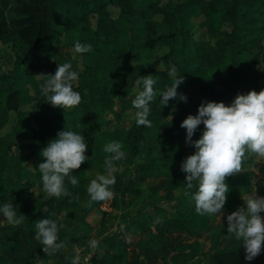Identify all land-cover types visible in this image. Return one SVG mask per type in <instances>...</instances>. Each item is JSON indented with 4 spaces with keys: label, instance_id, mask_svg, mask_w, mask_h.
<instances>
[{
    "label": "trees",
    "instance_id": "16d2710c",
    "mask_svg": "<svg viewBox=\"0 0 264 264\" xmlns=\"http://www.w3.org/2000/svg\"><path fill=\"white\" fill-rule=\"evenodd\" d=\"M110 4L118 8L115 16L108 10ZM0 9L3 10L0 41L9 43L10 50L18 53L21 62L29 63L33 82H40L42 77L38 76L36 68L39 60L36 48L39 45L49 46L51 38L62 40L73 48L76 41L92 45L91 52L78 53L80 64L74 56L66 59L72 65L71 70L78 73L77 88L82 90V102L65 113L57 108L54 114L64 121V125H54L57 133L64 128L77 132L85 136L88 144L86 156L89 159L84 163L89 173L85 174L80 169L72 172L79 184L87 187L93 175L105 173V159L110 154L104 151V147L112 141L122 143V151L130 157L132 167L149 164L137 170L138 174L165 176L159 185L140 190L133 198L139 204L135 208L128 207L124 202L134 178L126 179L120 193L114 191L111 203L115 206V201L121 199V209L128 222L133 223L137 217H144L148 211L154 220L153 228L150 224L142 227L145 238L125 242L127 246L133 244L140 248L138 264H145L148 251L159 247L169 230L179 229L192 234L204 229L207 215L201 216L195 212L193 194L197 189L187 188L186 173L181 171L180 163L188 155L185 154L181 160L174 158L175 152L181 149L182 141L187 147L194 148L186 142V129L180 125L189 114H198L203 102L231 105L227 99L229 93L237 96L251 90H262V87H258L256 72L245 83L242 80L245 72L250 71L249 63L255 60L256 49L252 48L264 39V0H182L163 6L158 0H0ZM155 14H160L161 19L157 20ZM196 14H203L200 24L206 27L208 36H215L214 42L193 35L189 21L190 16ZM92 17L95 18L94 23ZM223 22H228L230 28L220 29L219 25ZM155 45L167 48L162 57V68L148 66L147 63L154 56L152 50ZM172 64L184 77L178 93L185 95L187 102L172 99L165 107L160 102V93L169 86L167 72ZM128 72L136 73L138 80L147 75H152L156 80L154 90L157 96L149 105L151 127L137 126L136 111L127 125L121 124L124 119L122 114L143 88L142 84H137L136 90L129 91L128 84L122 81ZM0 74L4 78H0V130L7 126V130L0 131V207L12 203L17 215L26 216L24 222L18 225L23 232L28 229L36 232L35 222L39 219L55 220L59 226L57 243L63 241L68 245L64 251L59 250L48 256L35 237L28 238L25 253L14 251L1 264H35L38 256L52 259L58 264H71V258L76 254L74 244L79 237L85 241L87 235V230L81 225L86 209L79 199L89 194L87 191L85 196L77 194L66 178L65 187L69 196L49 197L41 188L35 204L32 207L26 205L25 197L33 193V182L28 175L33 171L40 174L36 162L44 161L41 151L47 145V118L51 104L46 97L41 106V128L34 121L36 105L33 100L36 95L31 88L16 86L8 80L13 75L10 70L0 69ZM112 85L115 88H110ZM189 104L195 107L194 111H186L188 106L185 105ZM107 112L113 113L112 119L106 117ZM171 114H180L183 118L169 128V143L162 145L159 142V129ZM99 117H104L105 126L99 125ZM203 131L204 125L201 124L193 140H198ZM20 140H24L31 150L28 157L15 153L13 149V145ZM239 177L238 183L231 182L229 185L230 191L223 209L229 214L238 209L242 196L254 186L250 172L243 171ZM161 187H168L174 192L172 200L151 201L147 206L142 203L146 194H152ZM116 206H119L118 203ZM62 212L67 216V230L64 227V233V229H60ZM2 216L0 213V220ZM101 222L106 230L107 216L103 210ZM225 226V223L217 226L212 236L210 248L213 264H264V251L252 261L245 259L242 239L236 249L218 247L216 242ZM14 227L5 225L0 232H6L8 228L15 231ZM96 240V248L102 253L91 256L90 264H124L126 252L122 248L123 241L119 238L118 230L106 231ZM197 247L196 240L181 242L169 256L163 257V261L165 264H195Z\"/></svg>",
    "mask_w": 264,
    "mask_h": 264
},
{
    "label": "clouds",
    "instance_id": "9594fccd",
    "mask_svg": "<svg viewBox=\"0 0 264 264\" xmlns=\"http://www.w3.org/2000/svg\"><path fill=\"white\" fill-rule=\"evenodd\" d=\"M74 50L81 54L91 52L92 45L76 41ZM71 69V63H58L54 74L38 75L47 77L41 88L42 94L53 107L63 109L64 113L82 102L81 94L74 90L73 84L79 78L78 73ZM167 76L172 83L160 93L161 104L167 107L170 100L177 98L187 102V97L178 93L184 77L178 74L174 64L170 65ZM137 84H142L143 88L132 101V106L137 110L135 122L138 127H151L148 119L149 105L157 96L154 90L156 80L152 75H147L137 80ZM201 124L204 125L202 136L193 140ZM180 126L186 129V142L196 149L181 166V171L186 173L187 188L197 189L193 194L195 212L201 216H214L223 211L227 201L230 189L226 179L242 172L246 155L264 158V89L238 94L231 105L215 101L203 102L198 108V114H189ZM122 148V143L118 141L105 145L104 151L110 154L105 159V174H98L87 188L92 201L103 202L113 197L110 187L116 182L114 173L119 171L115 162L126 158ZM87 151L85 136L65 128L58 132L56 138L49 140L41 151L44 162L38 165L43 191L49 197L70 195L65 187V179L68 178L73 186L79 184L72 172L89 159ZM242 199L244 205L227 215V231L237 240H243L245 259L252 261L264 251V216L261 215L264 213V197L250 194L242 196ZM0 213L4 218L0 226H18L26 218L23 214L17 215L12 203L0 207ZM35 228V239L48 256L65 247V242L57 243L59 226L55 220L39 219L35 222ZM89 245L95 249L98 241L93 239ZM80 261L81 256L76 252L71 258V264H80Z\"/></svg>",
    "mask_w": 264,
    "mask_h": 264
},
{
    "label": "crops",
    "instance_id": "0c3cea01",
    "mask_svg": "<svg viewBox=\"0 0 264 264\" xmlns=\"http://www.w3.org/2000/svg\"><path fill=\"white\" fill-rule=\"evenodd\" d=\"M245 75L243 77L242 83H245L244 80ZM77 84H78V80H77ZM261 87L262 89H264V84ZM31 89L34 91V94L37 95L36 98L40 99L38 100L39 104L36 105L35 123L42 128L43 121L41 117L42 114L41 106L43 104V101L41 99H43L42 97L43 94L41 92V89L40 90H38V88H31ZM74 90L78 92L82 91L79 88H77V86L76 88H74ZM131 91L134 90L131 89ZM235 97L236 96L234 93H229L227 99L232 104ZM50 107H51L50 115L47 118L48 132H49V135L47 137V144L52 137L56 138L58 134L54 129V125L56 124L64 125V121L62 119L55 117L54 115L57 108L53 107L52 105H50ZM128 107L134 108L132 104H129ZM133 110H132V115L128 120L129 122L131 121L134 115ZM182 118L183 116H181L180 114H171L166 117V120L159 129L160 144L167 145L169 143L170 140L169 128L178 124L182 120ZM98 121L101 124L103 123L102 126H105L104 117L103 118L99 117ZM13 149L15 153L24 155L26 157H28L31 154V150L24 140H20L17 143H15L13 145ZM195 151H196L195 147L194 148L187 147L186 145H184V142L182 141L181 149L175 152L174 158L176 160H181V158L185 154L189 156L194 154ZM42 162L44 161L36 162L37 169H38V165ZM148 165L149 164L132 167L130 165V157L127 154L125 159L119 161V163L116 164L119 171L114 173L116 182L113 186L110 187V190L113 193H115L114 192L115 190L117 193H120L124 187V184L126 183V179L134 178V182L130 186V189L126 192L124 198V202L128 204V207L135 208L136 206L139 205L138 203H135L133 201V198L130 197H133V195L138 194L140 190L143 188L154 187L156 185H159L165 179L164 175L137 173V170L143 167H147ZM79 169L82 170L85 174L89 173V168L85 163H83ZM243 171L250 172L252 175V181L254 182L253 188L248 190L245 193L244 197L250 194H257L258 196L264 197V158L257 157L253 154H247L242 164V172ZM98 174L100 173H96L95 175H93L90 179V182L92 179H95ZM239 175L240 174L228 177L226 183L228 185H230L231 182L238 183L241 179ZM28 177L35 185L34 186L32 185L33 193L31 195L26 196L24 202L29 207H32L37 201L38 191L41 188H43L42 178H41L42 174L41 173L38 174L33 171L29 173ZM70 186L77 194H81L83 196H85L88 188V186L84 187L81 186L80 184L76 186L73 185ZM130 190L135 194L130 193L131 192ZM128 194H130L129 197ZM173 195L174 192L170 188L161 187L152 194H146V197L142 203L147 206L151 201H158V202L170 201L172 200ZM112 198L103 202L92 201L89 195L88 197L85 196L79 199L81 204L86 209V215L81 220V225H83L84 229L87 230V235L84 238V240L88 244L86 243L84 250L88 252L84 251L81 253V256L84 257V259H86L85 262L83 261L86 264L87 263L90 264L89 258L91 256L102 253V251L98 248L95 249L91 248L89 245V241L93 239L96 240L100 235L110 230L119 231V238L122 239L123 241L122 248L126 252V258L124 259V264H138V259L141 253L140 248L133 244L127 246L125 242L133 241L138 238H145L146 233L143 231L142 227L145 224H150L151 228H153L154 226V220L151 217V213L149 211L146 213L144 217L142 218L137 217L133 223L128 222L126 216H124L123 210L121 209V206L123 205L121 199H119L118 202L115 201V206H114L111 203ZM128 199H132V203L128 202ZM116 203H118L119 205L118 207L116 206ZM243 205H244V201L242 200L238 204V208ZM102 210L105 211V215L107 216V222H106L107 226L105 225L107 228L106 230H104V225L101 222ZM228 214L229 212L227 210H223L214 216L207 215L206 218L204 219V225H205L204 229L194 232L192 234H188L185 231L179 229L169 230L168 232H166L165 239L160 244V246L157 248H152L148 251V259L145 260V264H165L163 261V257L169 256L172 253V250L175 247H177L179 243L191 242L194 240L198 242L197 252L195 256L196 258L195 264H213L214 260L213 257L211 256L212 249L210 248L212 243V236L217 226L224 223L227 224ZM261 215L264 216V213H261ZM3 220L4 218L2 216L0 222H3ZM62 222L63 220L60 217V229L62 227ZM3 227L4 226H0V229ZM14 230L15 231L8 228L6 232H0V264L3 259L8 258L14 251L25 253L28 249L27 239L28 238L32 239L36 235V232L33 231L32 229H28L26 232L21 231L20 226H15ZM223 230L224 232L222 233V235L218 237L216 245L225 250H233L238 248L240 240H237L234 235H229L227 231V226H225ZM61 251L64 250L61 249Z\"/></svg>",
    "mask_w": 264,
    "mask_h": 264
},
{
    "label": "rangeland",
    "instance_id": "374dc122",
    "mask_svg": "<svg viewBox=\"0 0 264 264\" xmlns=\"http://www.w3.org/2000/svg\"><path fill=\"white\" fill-rule=\"evenodd\" d=\"M180 1H182V0H158L159 4H161L162 6L169 3V2L177 3ZM108 10L114 16L118 12V8L116 6L111 5V4L108 6ZM6 12H8V10ZM6 14L7 13H5V15ZM2 15H3V10L0 9V17ZM154 17L157 20H160L162 16L160 14H155ZM190 17H189L190 18L189 27L191 28L190 30L192 31L193 35L196 38L208 39L209 41L214 42L215 36H211V37L208 36L206 27L204 25L200 24V21L203 18V14H196V15H193ZM91 20L94 23L95 18L92 17ZM219 27H220V29H223V28L229 29L230 24L228 22H223L219 25ZM59 38L62 39V35H60ZM166 49L167 48L164 45H155V47L152 50L154 56L152 59H150L147 62L148 66H153L156 68H162L163 67L162 57H163V54L166 51ZM255 49H256L255 60H253L252 62L249 63L250 71L245 72L246 75H245L244 80H245V82L247 80H250L251 76L253 75V72H256L257 79H258V87L261 88V86L264 84V39H261L256 43V45L252 48V50H255ZM36 52H37L38 58H39V60H37V63H36L38 75H40L41 73H43V75L54 74L55 71L57 70L58 63H60V64L65 63L66 59L68 57L74 56L75 58H77L78 64H80V61H81L80 55L75 52L74 48L70 44L63 42L62 40L55 41L53 38H51L49 46L44 47L42 45H39L36 48ZM132 62H134V60ZM0 69L10 70L12 72L13 75L7 79L10 80L11 82L13 81L16 86H29L30 88H38V90H40L42 88V85L44 84L45 80L47 79V77L42 76L40 82H38V83L33 82L30 79V65H29V63L28 62H25V63L21 62L20 58L18 56V53H14L10 50L9 43H2L1 41H0ZM0 78L4 79L1 74H0ZM137 80H138V77H137L136 73L128 72L123 77L122 81L124 83L128 84L129 88H131L132 90H136L138 88ZM171 83H172V80L170 79L169 86L171 85ZM73 84H74V88H76L77 81L73 82ZM83 88H85V87H83ZM110 88H115V86L112 85V86H110ZM131 89H129V91ZM31 92H34V91L31 89ZM36 97H37V95H36ZM42 97H43V99H41V100L44 101L46 96L42 95ZM36 99H34L33 102L35 105H38L39 104L38 100H40V99H38V98H36ZM185 106H188L187 107L188 110H186L187 112L194 111L195 107L193 105L189 104V105H185ZM115 107H116V109L119 108L118 102H116ZM133 109L134 108H132V107H128L126 109V111L122 114V116H124V119L121 122V124H123L124 126L129 122L128 120L130 119V117L132 115ZM135 111H137V110L134 109L133 113ZM174 112H175V109L173 110V113ZM11 115H13V113H11ZM106 117L109 119H112L113 113L107 112ZM11 118L13 119V117H11ZM34 121H35V118H34ZM112 121H114V123L116 122L114 119ZM98 123L100 124V126L103 125V123L101 124L99 121H98ZM5 130H7V126L4 129H1L0 131L4 132ZM184 159H186V158H184ZM183 162H181L180 164L182 165ZM34 185L35 184L33 183V186ZM130 193H134V192L131 191ZM136 195L137 194L133 195V197H130V198H134ZM129 196H130V194H128V197ZM130 201L131 200L128 199V202H130ZM60 216L63 220L61 230H63L64 227L67 230V222H65L67 216L63 212L61 213ZM98 217H99V215H98ZM65 229L63 230L62 233L66 232ZM82 240H83V237H79V239H77V241H76V244H74L75 250H76V252H79L80 256H81V253L85 251L84 248H85V245L87 243V242L82 241ZM73 243H74V240H72V245H73ZM67 247H68V245H65V247L62 249L65 250ZM85 252H88V251H85ZM83 261L85 262L86 259H84V257L81 256L80 264H82ZM35 264H58V263L53 261L52 259H44V258H41V256H38Z\"/></svg>",
    "mask_w": 264,
    "mask_h": 264
},
{
    "label": "built area",
    "instance_id": "2783aa9c",
    "mask_svg": "<svg viewBox=\"0 0 264 264\" xmlns=\"http://www.w3.org/2000/svg\"><path fill=\"white\" fill-rule=\"evenodd\" d=\"M82 264H86V263L83 262ZM87 264H88V263H87Z\"/></svg>",
    "mask_w": 264,
    "mask_h": 264
}]
</instances>
